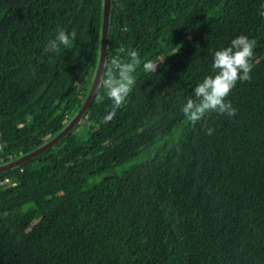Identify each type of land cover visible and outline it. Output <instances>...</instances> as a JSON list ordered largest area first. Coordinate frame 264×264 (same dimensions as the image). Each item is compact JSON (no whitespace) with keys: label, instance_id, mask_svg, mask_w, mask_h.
<instances>
[{"label":"trees","instance_id":"1","mask_svg":"<svg viewBox=\"0 0 264 264\" xmlns=\"http://www.w3.org/2000/svg\"><path fill=\"white\" fill-rule=\"evenodd\" d=\"M262 11L264 0H109L101 73L135 49V86L101 123L113 103L98 82L69 131L0 171V264H264ZM101 24L102 0H0V165L80 109ZM61 29L72 48L46 52ZM240 35L256 47L250 81L226 98L236 115L192 125L184 104Z\"/></svg>","mask_w":264,"mask_h":264},{"label":"clouds","instance_id":"2","mask_svg":"<svg viewBox=\"0 0 264 264\" xmlns=\"http://www.w3.org/2000/svg\"><path fill=\"white\" fill-rule=\"evenodd\" d=\"M264 16V11L260 13ZM75 41V33L68 34L61 29L45 48L46 52H55L61 46L71 49ZM256 40L240 35L231 40L230 45L217 50L213 56L212 74L207 75L193 90L194 98L188 99L182 112L192 125L202 121L212 112L233 117L237 113L226 98L238 81H250L253 68L252 59ZM127 60L113 57L101 73L99 85L113 103L111 111L105 115L101 123H108L116 116V111L123 106L136 83L134 75L142 61L135 49L127 52ZM157 65L151 61L143 63L145 71L156 72ZM97 96V100H102ZM214 129L208 128L211 135ZM3 146L0 145V148Z\"/></svg>","mask_w":264,"mask_h":264},{"label":"water","instance_id":"3","mask_svg":"<svg viewBox=\"0 0 264 264\" xmlns=\"http://www.w3.org/2000/svg\"><path fill=\"white\" fill-rule=\"evenodd\" d=\"M108 8H109V0H102L101 40H100L98 63H97V68H96L94 78L92 80L88 94H87L82 106L76 112V114L69 120L67 125L56 136H54L49 141L45 142L43 145H41L40 147H38L34 151H32V152H30V153H28V154H26V155H24L18 159H15L13 161H8L7 163L0 165V171L5 170L7 168H11V167L16 166V165H19L20 163L26 161L27 159L39 154L40 152H42L47 147L53 145L58 139H60L62 137V135H64L67 131H69L73 127V125L76 122H78V120L80 119L82 112L88 106V104H89V102L93 96L94 90L96 89V87L98 85L100 75H101V71H102V67L104 64V55H105V49H106V29H107Z\"/></svg>","mask_w":264,"mask_h":264},{"label":"built area","instance_id":"4","mask_svg":"<svg viewBox=\"0 0 264 264\" xmlns=\"http://www.w3.org/2000/svg\"><path fill=\"white\" fill-rule=\"evenodd\" d=\"M8 181V178H5L3 181H0V185L7 182Z\"/></svg>","mask_w":264,"mask_h":264}]
</instances>
